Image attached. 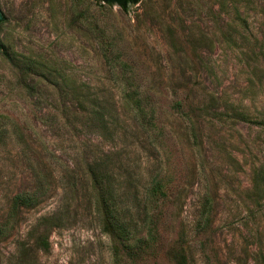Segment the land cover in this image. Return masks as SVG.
<instances>
[{"label":"rangeland","instance_id":"rangeland-1","mask_svg":"<svg viewBox=\"0 0 264 264\" xmlns=\"http://www.w3.org/2000/svg\"><path fill=\"white\" fill-rule=\"evenodd\" d=\"M0 12V264H264V0Z\"/></svg>","mask_w":264,"mask_h":264},{"label":"trees","instance_id":"trees-1","mask_svg":"<svg viewBox=\"0 0 264 264\" xmlns=\"http://www.w3.org/2000/svg\"><path fill=\"white\" fill-rule=\"evenodd\" d=\"M96 2H101L107 5H118L123 11H128V8L131 5H134L139 2V0H95ZM2 21V14L0 12V22ZM0 51H4V45L0 43ZM136 108L141 113V116H145L144 109L141 106L142 99L137 98L136 100ZM144 128L146 130H149L152 126V120L151 117L145 118L143 121ZM163 195L164 191L162 188V185L160 183H154L152 187H150L148 196L152 198V196L156 195ZM40 200V193L37 191H31V192H22L17 193L13 196L9 211L7 213L6 219L3 222H0V236L6 235L10 229L12 228V223L14 222V219L17 215L18 209L21 206H32L38 203ZM211 209L210 199H207L204 207H203V223L204 225L208 223L209 213ZM103 229L105 232L113 234L117 236V234L123 235L121 227H117L115 222L110 220L108 217L105 218L103 221ZM156 228L155 225L148 227L146 232V237L141 239H136L134 241H130L127 243H122L124 252L129 258H134L140 253V249L144 246V244L148 242H152L156 238ZM121 236V237H122ZM118 237V236H117ZM125 237V236H124ZM128 241V238H126Z\"/></svg>","mask_w":264,"mask_h":264}]
</instances>
